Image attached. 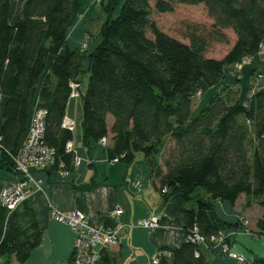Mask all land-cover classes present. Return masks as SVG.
I'll return each instance as SVG.
<instances>
[{"label":"trees","instance_id":"16d2710c","mask_svg":"<svg viewBox=\"0 0 264 264\" xmlns=\"http://www.w3.org/2000/svg\"><path fill=\"white\" fill-rule=\"evenodd\" d=\"M88 1L103 15L91 51L68 43L79 0H0V169L15 173L12 157L36 107L46 111L43 143L54 149L49 169L73 170V130L63 121L77 92L83 145L106 139L126 164L141 154L163 203L174 195L195 203L180 212L182 242L160 248L156 264H211L189 236L195 228L208 240L232 227L215 204L244 195L264 206V90L243 105L238 87L221 84L225 67L264 44V0ZM174 3L202 4L211 24L189 26L187 41L168 34L151 14L171 13ZM227 29L229 49L208 56L213 42L230 43ZM200 83L217 91L193 107ZM27 201L11 211L0 205L2 264H26L41 241ZM256 227L264 234V213ZM97 264L113 258L101 249Z\"/></svg>","mask_w":264,"mask_h":264},{"label":"crops","instance_id":"0c3cea01","mask_svg":"<svg viewBox=\"0 0 264 264\" xmlns=\"http://www.w3.org/2000/svg\"><path fill=\"white\" fill-rule=\"evenodd\" d=\"M71 29L68 43L72 48L80 47L81 27L78 25ZM96 43L97 40L93 45L88 43L92 45L89 51ZM223 85L234 87L228 83ZM258 90H264V87L243 94L240 91L242 104L247 105L250 96ZM75 93L69 98L65 121L73 124L72 145L80 163L67 172L49 169L33 173V177L41 182V188L32 193L27 203L35 214L41 241L31 251L26 264H72L73 233L68 225L49 216L51 208L79 209L91 224L102 222L118 227L117 245L105 249L113 258V264H150L160 248L175 247L182 242L184 232L180 212L183 207H195V203L184 201L181 195H174L163 203L141 154L126 164L113 153L109 141L105 145L101 141L83 145L81 99ZM3 103L4 98H0V126ZM16 180L15 173L0 169V189ZM117 207L122 209V214L110 217L108 212ZM215 211L218 218L233 224L221 234L234 251L245 256L244 264H264V234H256V221L264 213V206L241 195L234 205L217 202ZM151 214L158 216L157 227L133 226L135 221L146 219ZM244 220L247 221L246 226ZM202 249L211 264H235L215 247ZM3 260L0 258V264Z\"/></svg>","mask_w":264,"mask_h":264},{"label":"built area","instance_id":"2783aa9c","mask_svg":"<svg viewBox=\"0 0 264 264\" xmlns=\"http://www.w3.org/2000/svg\"><path fill=\"white\" fill-rule=\"evenodd\" d=\"M75 94L74 92L72 96ZM45 114L44 109L33 108L27 136L17 154L12 157L17 180L0 189V203L10 211L22 202L29 200L32 193L41 188V182L33 177V173L48 170L53 162L54 149L43 143ZM63 126L73 130V124L67 123L65 118ZM101 143L105 145L107 140L102 139ZM67 149H74L72 143L67 144ZM79 163L80 159L76 156L75 165ZM121 214L122 209L119 207L108 212L110 217H119ZM49 216L68 225L73 233V248L70 257L72 264H97L100 258V250L110 248L118 243V227L102 222L91 224L79 209L58 210L51 208ZM158 220L156 214H151L146 219L135 221L133 226L154 229L158 225ZM189 238L203 247H209L212 244L221 254L232 259L235 264L246 262L245 256L234 251L221 233L206 240L194 228ZM165 253L167 254V252ZM159 254L157 251L150 264L157 263Z\"/></svg>","mask_w":264,"mask_h":264},{"label":"rangeland","instance_id":"374dc122","mask_svg":"<svg viewBox=\"0 0 264 264\" xmlns=\"http://www.w3.org/2000/svg\"><path fill=\"white\" fill-rule=\"evenodd\" d=\"M79 1L82 5V14L74 26L79 25L81 27L82 39L79 46L89 50L98 38V27L102 22L103 15L94 2L90 3L88 0ZM173 7L174 10L171 13L160 14L153 11L151 18L163 31L183 41H187L184 38V33L189 26L208 27L212 22L202 4L185 5L174 3ZM225 32L229 37L230 43L213 42L207 51L208 56L221 57L229 49L230 44L234 40V35L229 29L225 30ZM69 37H71L70 34ZM88 43L92 45L89 46ZM225 73L229 76H234V78L227 76L222 80L221 84L228 83L229 85L238 87L242 94L247 91H254L259 87H264V44L261 45L257 55L241 58L238 62L227 66ZM215 91H217L216 87L207 90L202 83L198 84L194 91L193 107L198 105L200 107L203 106L208 97ZM243 224L246 226L247 221L244 220ZM209 247L213 248L215 246L211 244Z\"/></svg>","mask_w":264,"mask_h":264}]
</instances>
